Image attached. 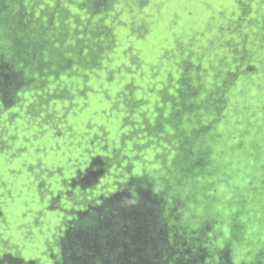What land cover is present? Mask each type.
<instances>
[{
    "label": "rangeland",
    "instance_id": "rangeland-1",
    "mask_svg": "<svg viewBox=\"0 0 264 264\" xmlns=\"http://www.w3.org/2000/svg\"><path fill=\"white\" fill-rule=\"evenodd\" d=\"M70 1L19 20L55 53L15 104L0 101V252L57 264L77 211L148 176L175 210L146 264H264V0ZM78 56L82 67L60 70ZM133 149L131 173L113 167ZM102 153V183L50 196Z\"/></svg>",
    "mask_w": 264,
    "mask_h": 264
},
{
    "label": "trees",
    "instance_id": "trees-1",
    "mask_svg": "<svg viewBox=\"0 0 264 264\" xmlns=\"http://www.w3.org/2000/svg\"><path fill=\"white\" fill-rule=\"evenodd\" d=\"M48 3L72 4L70 0H0V29L9 24L8 29L14 37L10 46L0 51V101L7 108L17 102L15 95L29 86V75L34 73L33 65L50 63L55 53L51 38L39 32L35 26L23 25L19 21L24 13L32 10L31 15L35 16L34 8ZM3 53L9 58L5 59ZM16 55L28 57L29 61L12 57ZM43 58L46 60L43 61ZM82 65L83 58L78 56L67 63L60 62V70H73ZM68 97L70 100L74 97L73 91ZM68 97L58 98L57 103L62 104ZM45 105L40 104L37 108ZM64 114L59 116V123L65 122ZM90 145L94 150L97 149L96 142L91 141ZM137 152L138 149H133L130 153L123 152L121 156H115L116 164L113 167L123 166L131 173V166L126 163V158L136 156ZM110 168V159L104 153L99 154L92 158L90 165L78 176L63 183L61 188L51 187L48 192L50 196L56 193L54 198L58 200L65 187L94 188L103 182ZM125 185L126 187L114 193L96 194L94 200L100 199L99 201L77 211L61 237L57 264H146L152 256V246L155 250H160L169 225L165 215L166 199L151 188L146 177L132 178ZM61 206L62 210L59 211L67 214L70 199L63 200ZM48 208L55 210L50 204ZM0 264L38 263L0 252Z\"/></svg>",
    "mask_w": 264,
    "mask_h": 264
},
{
    "label": "clouds",
    "instance_id": "clouds-1",
    "mask_svg": "<svg viewBox=\"0 0 264 264\" xmlns=\"http://www.w3.org/2000/svg\"><path fill=\"white\" fill-rule=\"evenodd\" d=\"M108 1L109 0H104V2H106V3H108ZM95 3L96 4H101L102 3V0H95ZM97 7V6H96ZM110 29V28H109ZM108 52H110V54H108ZM107 53H106V56H105V60L106 61H110V60H113L114 59V56H115V51L114 50H109ZM114 79V78H113ZM113 79L110 81V83H113ZM127 118H132V116L131 115H129ZM187 123H189V124H192V125H194V124H198V122L196 121V120H189V121H187ZM206 128H208V127H199V131H197V132H200V130L201 129H206ZM109 173H110V171L108 172V174L107 175H109ZM106 175V176H107ZM105 176V177H106ZM104 177V178H105ZM143 177H146L147 179L149 178L148 176H143ZM149 180V179H148ZM149 185L151 186V188L152 189H154V190H156L157 189V184H156V182L154 181V183H153V181L151 182L150 180H149ZM161 193V192H160ZM162 194V193H161ZM96 199V198H95ZM94 200V199H93ZM92 200V201H93ZM167 201H166V204H165V207L167 208V210H166V212H165V215H166V217H167V220H168V223H169V225H168V229L170 228V219L173 217L172 216V211L173 210H175V209H171V208H169L168 206H167ZM171 209V210H170ZM168 229H167V231H168ZM167 231H166V233H167Z\"/></svg>",
    "mask_w": 264,
    "mask_h": 264
}]
</instances>
